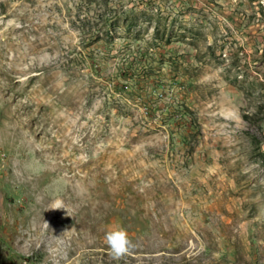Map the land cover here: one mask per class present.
<instances>
[{
    "label": "rangeland",
    "instance_id": "obj_1",
    "mask_svg": "<svg viewBox=\"0 0 264 264\" xmlns=\"http://www.w3.org/2000/svg\"><path fill=\"white\" fill-rule=\"evenodd\" d=\"M0 264H264V0H0Z\"/></svg>",
    "mask_w": 264,
    "mask_h": 264
},
{
    "label": "clouds",
    "instance_id": "obj_2",
    "mask_svg": "<svg viewBox=\"0 0 264 264\" xmlns=\"http://www.w3.org/2000/svg\"><path fill=\"white\" fill-rule=\"evenodd\" d=\"M53 206H55V202ZM104 240L111 252L117 256L127 252L131 246L126 231L118 226L107 228L104 234Z\"/></svg>",
    "mask_w": 264,
    "mask_h": 264
}]
</instances>
